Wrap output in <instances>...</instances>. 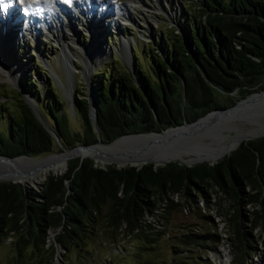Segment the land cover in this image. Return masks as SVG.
<instances>
[{
    "label": "trees",
    "instance_id": "16d2710c",
    "mask_svg": "<svg viewBox=\"0 0 264 264\" xmlns=\"http://www.w3.org/2000/svg\"><path fill=\"white\" fill-rule=\"evenodd\" d=\"M182 8L181 20L169 27V35L150 42L154 49L148 55V75L136 64L132 73L127 71L117 57L92 73L91 102L104 143L128 134L157 133L233 105L220 104L216 95L245 97L264 90V0H185ZM131 52L135 59V46ZM47 77L49 88L44 92L34 89L33 94L35 82L28 80L21 89L35 103L49 132L13 90L14 95L4 97L13 101L11 108L0 104V155L44 156L57 147L55 138L66 150L96 143L87 94L76 93L71 99L81 131H70L65 103ZM209 189L235 209L226 214L230 241L245 263L254 252L251 232L264 227V136L241 142L212 165L170 162L117 169L74 158L67 161L64 174L45 178L37 196L20 184L0 182V239L11 238L19 253L27 244L42 249L48 231H57L48 264H53L55 244L66 258L72 248L79 249L100 232L108 233L115 244L119 237L134 235L153 245L164 233L166 216L179 203L206 200ZM244 206L252 207L247 215ZM200 217L210 225L209 231L193 228L174 236L179 242L174 255L182 254L181 245L202 253L215 251L220 240L215 224L208 216ZM179 260L209 264L190 253Z\"/></svg>",
    "mask_w": 264,
    "mask_h": 264
},
{
    "label": "rangeland",
    "instance_id": "374dc122",
    "mask_svg": "<svg viewBox=\"0 0 264 264\" xmlns=\"http://www.w3.org/2000/svg\"><path fill=\"white\" fill-rule=\"evenodd\" d=\"M91 1L89 8L86 7L88 9L84 11L76 10L73 12V10L70 9L69 12L72 18L70 21H66L67 23L64 22V24L71 25V30L66 31L63 38H59L55 35L56 25L52 21V25L48 30L36 27V25L39 24L36 23L35 32L29 33L24 30L20 35H13L11 36L12 38H8L2 50V54L5 53L4 55L8 59L4 65L9 67L12 71L18 72L20 79L17 83H11L12 81L8 76L9 72L0 70L1 105L6 108H11L13 101L10 102V99H5L4 97L14 95V91L19 92L18 89H21V83H26V80H28V82H35L33 89H30L33 94L35 92L34 89H39L41 92H44L43 88H49L48 75L55 85L61 100L65 103V116L68 129L70 131L80 132L81 124L80 121L74 117L71 108V99L76 93H87V84H85L84 81L85 78L89 77L88 80L90 83L92 73L104 65L109 66L108 64H110L111 58L117 57L116 54L120 52L122 43L126 45L124 44L125 41L131 43V46H135V59H133L131 49L129 51L127 46H125L126 52H129L132 59V65L136 64L144 74L148 75V55L154 49L150 42H153V40L157 42L163 35H169V27L175 26L181 20L183 15L182 7L185 3V0H140V7L127 8L125 16L122 18L123 21L121 23L116 22L115 24L112 19L117 17V14H115V6H108L109 15L107 14V17H103L102 14L97 18L96 10L99 5H97V0ZM129 1L131 0H118V5L119 7H123L124 4H129ZM85 6L87 5L83 7ZM13 11L16 14L20 13L17 8L13 7V9H9L8 14ZM61 16H63V14ZM18 18L20 19V16ZM4 22L5 20L0 22V47L2 45L1 43L5 41L3 36L6 35V30L4 26H2ZM88 24L90 25L88 28L93 29L94 27L95 32L94 30L93 32L86 31ZM88 34L92 37H88ZM119 34L126 38V40H119ZM118 40L120 41L119 44ZM103 43L110 49V52L106 53L102 58L94 57L96 51ZM62 48H64L67 53L69 49L71 52H74L70 57V62L73 66L69 73L67 69L70 66H67V68L64 65V67L62 64L63 62H61V57L63 56ZM87 53H89V59L91 57L92 60L88 59V61L85 62V65L89 64V70H87V74L84 75V62L82 60ZM122 56L124 55L122 54ZM127 57L128 55L126 58ZM121 66L125 67L123 63H121ZM74 67L76 69H73ZM53 78L57 82H55ZM262 87L264 89V78L262 79ZM23 93L24 98L29 97L27 93ZM240 98L243 97L235 93L228 96L216 95V99L220 104H228V106L229 103L234 104ZM33 104L38 115L36 105L34 102ZM238 127L242 130L246 126L238 124ZM1 128L2 121H0V129ZM231 134L233 135V133ZM60 152L61 147L57 144V147L53 149L52 153L35 157L34 159L45 158L48 155L58 154ZM207 157L198 158L205 160ZM222 158L223 157L218 160ZM67 161L68 160H66L62 172L59 174H63L66 171ZM52 173L54 174V172L50 171L48 175ZM59 174L57 173V175ZM44 179L39 183H42ZM26 187L33 192L38 191L37 185L29 184L26 185ZM184 207L186 209H184ZM250 210H252L251 206L242 207V211L245 215H247ZM229 212H235L233 206L228 203L224 197L215 195L214 189H209L208 198L206 200L195 198L189 205L179 203L177 208L166 216L164 233L157 238L153 245L142 243L143 241L134 235L130 237H119V243L115 244L113 239L109 237L110 235H107L108 233L100 232V234L96 233L94 237L86 239L85 244L81 245L79 249L72 248L71 253L66 258L63 248L55 244L53 264H182L180 261L183 260L179 259L189 253L193 256H199L200 260H206L209 264H264V227L256 226L251 232L253 242H251L250 246L252 250L254 249V252L252 255L248 256V259L244 263V255L240 256L238 253H235L233 244L230 241L231 226L226 219V214ZM201 215L212 218L215 224V233L220 239L215 251L202 253L194 249L195 247L193 246L184 247L181 245V248H185L182 254L177 256L174 255V246L179 244V242L174 239V236H179L185 231L193 228H201L205 231H209L210 225L200 217ZM47 234L45 247L42 249H34L32 245L27 244L19 253L14 251L11 238L0 239V264H48L49 260H51L52 253L50 245L57 231H48ZM124 249L129 253L125 254ZM119 253L121 255H119Z\"/></svg>",
    "mask_w": 264,
    "mask_h": 264
},
{
    "label": "water",
    "instance_id": "95a60500",
    "mask_svg": "<svg viewBox=\"0 0 264 264\" xmlns=\"http://www.w3.org/2000/svg\"><path fill=\"white\" fill-rule=\"evenodd\" d=\"M126 46L130 51L131 43L126 42ZM121 52L122 51L120 50L116 56L120 62L125 65L126 70L132 73V59L129 52L127 58H124ZM88 79L89 77H86L84 80L85 84H87L86 94L89 104L88 116L93 126V130L97 135L96 143L88 146H76L70 150L61 149V152L58 154L64 156V160L77 158L76 153L79 150H82L87 152V155L78 156L79 160L88 158L100 168L110 165L117 169H122L126 166L138 168L145 164L161 166L170 162H177L187 167L202 162L212 165L219 158L234 151L241 142L255 140L264 136L263 129L253 136L243 135L238 139V143L227 149L226 153L224 152L218 156H208L204 161L195 159L199 150L208 148L207 146L209 144L206 143V141L220 140V137L215 134L216 130L218 131L219 129L220 131H224V128L230 123H248L255 121L254 118H264V90H261L240 98L229 107L215 108L190 123L183 122L179 126L171 127L157 133L150 132L145 134H128L120 136L110 143H104L101 140L96 127V116L91 102ZM54 81L57 82L55 79ZM18 91L35 118H37L42 123L43 127L49 132L46 124L40 117H38L32 100L29 97L24 98V91L22 89H18ZM55 140L59 145L57 138H55ZM225 140H227V138H225ZM109 146H111V152L100 151L102 147L107 148ZM115 146L116 148H114ZM108 153L109 155H105ZM31 159L34 158L27 156L11 158L0 155V182L20 184L23 189H29L26 187L29 183L25 178L27 176L29 177L31 173L40 167V165L26 161ZM48 166H51V164H46L47 168H49ZM62 170L60 172H62ZM60 172H58V174ZM59 175H57V173L55 175V172L54 174H51V176ZM33 185L38 186V191L34 192V195L37 196L36 194L40 192L42 188V183ZM49 232L54 231L50 230Z\"/></svg>",
    "mask_w": 264,
    "mask_h": 264
},
{
    "label": "bare ground",
    "instance_id": "6f19581e",
    "mask_svg": "<svg viewBox=\"0 0 264 264\" xmlns=\"http://www.w3.org/2000/svg\"><path fill=\"white\" fill-rule=\"evenodd\" d=\"M32 2H33V0H29V3H32ZM91 2H92L91 0H90V2H89V0H82V1L80 0V2L74 4L73 7L75 8V10L84 11V10L89 8ZM140 4H141L140 0H135V1L131 0V1H129V4H124L123 7H118V9L115 8V14H117L116 16L118 18L116 17L114 19L111 17L113 19V22L115 24H116V22L121 23L123 21L122 18L125 16L127 8H136V7L138 8L141 6ZM84 5H87V6L83 7ZM40 6L42 7L43 5L41 4ZM57 7L60 9L61 13L63 14L62 17H64V18H62V17L60 18V16H58L59 14L57 16L56 15L47 16V13H45V19H44L43 23H45L47 25L46 29L48 30V28L52 25L51 22H49L48 20H51L56 25L55 35H57L59 38H61V37L63 38V35L65 34V32L71 30V25H69V24L65 25L64 22L67 23L68 21H70V19L72 17L70 16L71 13L68 11L67 7H65L64 5L59 6V4L57 5ZM86 7H88V8H86ZM33 10H35V9H33ZM108 13L109 12L107 9V11H105L103 13V17L104 16L107 17L109 15ZM111 16H112V14H111ZM8 17H9V19H8L9 21H7L6 24L4 25V28L6 30V35H4L3 37L5 38V41H3L1 43L2 45L0 47L1 48L0 49V70H3V72H5V70L8 71L9 72L8 76H9L10 80L12 81L11 83H17L18 80L20 79L19 78L20 75L18 72L16 73V71H12L9 67H6L4 65L8 59L4 55L5 53L2 54V50L4 49V47H5L4 44L6 43V41L8 40L9 37H11L13 35H20L22 33L23 22L18 23L19 14L14 13V11ZM30 20H35V23L34 24L30 23V27L25 31H27L29 33H33V32H35V24L41 23V21L36 19L35 17L30 18ZM8 23H10V24H8ZM126 42L127 41H125L124 44H126ZM125 46L126 45H123V43H122V46L120 48L122 50V54L126 57L128 55V51L126 52ZM105 47H107V46L104 43L101 44L99 49L96 51L94 57L102 58V57H104V55H106V53H109L110 49L108 47L107 48H105ZM62 52H63V56H62L63 66L64 65L66 67L70 66L69 68L67 67L68 68L67 72L69 73V72H71V68L73 66V64H71V62H70V57H71V54L74 52H71L69 49V51L67 53L64 48H62ZM88 59H89V57L85 55V58L82 60L84 62L83 63L84 64V75H86L87 70H89V64L85 65V62H87ZM90 59L92 60L91 57H90ZM73 69H76V68L74 67ZM72 77H73V75H72ZM72 80H73V78H72ZM254 120L255 121L248 122V123H239L241 125L246 126L242 130L239 129L238 124H236V123H230L227 127L224 128L225 130L223 129L224 131H220L219 129H218V131L216 130L215 134L218 135V137H220V140L218 139V140L206 141V143L209 144L207 146L208 148L204 149V150H199L196 154L195 159L201 160L199 158H205L207 156H218L219 154H223L224 152L226 153L227 149L230 146H234L236 143H238V139L241 138V136H243V135L244 136H253V135H256L260 130H262V129L264 130V118L263 117L254 118ZM232 132L234 133L233 135L231 134ZM225 138H227V140H225ZM114 148H116V146ZM110 150H111V146H109L107 148L102 147V149H100V151H104V152H111ZM86 155H87V152L82 151V150H79L76 153L77 157L78 156H86ZM105 155H109V153L105 154ZM63 157L64 156H62L61 154H52V155H49L45 158L26 160L30 163L40 165L39 169H37L36 171L31 173L29 175V177L27 176L25 178L26 181L29 184H37V183L41 182L44 178H46V176L50 173V171L55 172V173L60 172L63 169V167L65 166V162H66V160H64ZM202 161H204V160H202ZM46 164H51V166H48L49 168H47Z\"/></svg>",
    "mask_w": 264,
    "mask_h": 264
},
{
    "label": "clouds",
    "instance_id": "9594fccd",
    "mask_svg": "<svg viewBox=\"0 0 264 264\" xmlns=\"http://www.w3.org/2000/svg\"><path fill=\"white\" fill-rule=\"evenodd\" d=\"M78 2H80V0H33L32 3H29V0H0V15H3V17L7 19L8 10L16 5H19L20 14L23 17L22 32L30 27V23H35V20H30L32 17L41 21V23L37 24L36 27L46 29L47 25L43 23L45 13H47V16H57L58 14H61L60 9L57 7L58 4L67 6L75 12L76 10L73 6ZM41 4L43 5L42 7L40 6ZM97 5H99L96 13L97 18L107 11L109 5L115 6L116 9L119 7L118 0H97ZM48 21L51 22V20Z\"/></svg>",
    "mask_w": 264,
    "mask_h": 264
}]
</instances>
